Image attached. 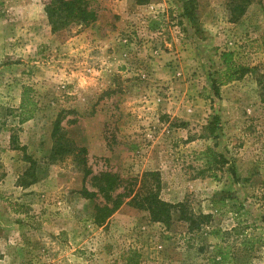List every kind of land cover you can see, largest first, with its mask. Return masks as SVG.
I'll return each instance as SVG.
<instances>
[{
    "label": "rangeland",
    "instance_id": "1",
    "mask_svg": "<svg viewBox=\"0 0 264 264\" xmlns=\"http://www.w3.org/2000/svg\"><path fill=\"white\" fill-rule=\"evenodd\" d=\"M90 8L95 21L52 32L43 0H0V264H264V0L236 22L228 0ZM225 51L248 69L241 79L221 82ZM24 85L38 110L20 125L10 112ZM60 116L93 175L74 154L54 158ZM13 127L37 161L30 187ZM209 148L228 162L209 164ZM148 171L163 199L212 221L190 231L177 212L166 226L124 204L97 225L102 196L79 193L97 189L92 177Z\"/></svg>",
    "mask_w": 264,
    "mask_h": 264
},
{
    "label": "trees",
    "instance_id": "2",
    "mask_svg": "<svg viewBox=\"0 0 264 264\" xmlns=\"http://www.w3.org/2000/svg\"><path fill=\"white\" fill-rule=\"evenodd\" d=\"M91 1L95 0H43L44 9L47 15L52 32L67 29L73 24H89L96 20V12L90 8ZM148 0H137L138 4H143ZM261 0H228L230 21L236 22L245 15L249 6ZM160 21L153 19L149 29L155 31L160 28ZM221 59L225 66L223 79L227 82L234 79H241L247 72V68L238 65L234 60V53L225 51L221 54ZM34 89L24 85L21 94V101L15 110H11L10 115L18 119L20 125L30 121L36 115L38 103L34 98ZM215 94L219 96L218 87L215 86ZM264 102V93L263 98ZM61 116L56 119L53 129L54 149L53 156L64 157L74 154L83 166L86 176L93 175L92 170L87 165L86 149L77 147L74 142L66 136L61 127ZM19 129H10V147L24 153V160L29 163V167L19 178V184L23 187H30L38 180L37 161L27 153V147L21 144ZM219 158L220 162L227 163L221 154L209 148L207 160L209 164L214 163ZM94 186L97 188L90 191L83 188L79 193L87 198L103 200L95 205V223L99 226L105 222L124 204L135 207L148 213L150 220L155 223H162L170 226L174 219V213H178V219L188 223L189 230H200L204 225L212 221L213 215L196 214L189 210L186 202L172 203L161 197L162 179L159 171L144 172L141 177L123 179L119 175L111 172H103L92 177ZM258 239L248 237L243 241L244 246L253 249ZM222 258H226L227 253L221 252ZM131 264H138V261H129Z\"/></svg>",
    "mask_w": 264,
    "mask_h": 264
}]
</instances>
